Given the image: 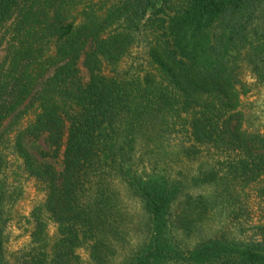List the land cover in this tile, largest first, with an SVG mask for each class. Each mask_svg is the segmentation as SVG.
I'll use <instances>...</instances> for the list:
<instances>
[{
	"label": "trees",
	"instance_id": "16d2710c",
	"mask_svg": "<svg viewBox=\"0 0 264 264\" xmlns=\"http://www.w3.org/2000/svg\"><path fill=\"white\" fill-rule=\"evenodd\" d=\"M92 1L0 0V264L27 181L15 264H264V0Z\"/></svg>",
	"mask_w": 264,
	"mask_h": 264
},
{
	"label": "rangeland",
	"instance_id": "374dc122",
	"mask_svg": "<svg viewBox=\"0 0 264 264\" xmlns=\"http://www.w3.org/2000/svg\"><path fill=\"white\" fill-rule=\"evenodd\" d=\"M115 0H93V3H111ZM1 36V33H0ZM5 54V42L0 41V62ZM247 84H251L252 88L248 94L240 98V111L242 113V128L249 133L264 134V89L253 85V80L245 75L243 77ZM24 147L31 155L38 158L40 153L45 152L47 149L41 139L32 141L30 139L24 142ZM60 156L55 159L44 158L41 162L53 165L56 171L61 170ZM251 209H252V224H257L259 214L257 211L256 200L251 194ZM41 201V195L36 191L32 182L27 181L22 186V195L16 200L8 209L7 222L4 225V243L3 252L4 260L7 264H15V256L18 250L28 241L27 226L23 221V217H26L33 206ZM127 211H129L133 223L138 220L136 214V207L133 205H126ZM216 220L208 222L203 228V233L211 234L214 230L219 229L216 224ZM47 235L51 237L54 233V226L49 224L47 226ZM132 239V237H131ZM78 256L82 262H86L87 256L83 250L77 251Z\"/></svg>",
	"mask_w": 264,
	"mask_h": 264
}]
</instances>
